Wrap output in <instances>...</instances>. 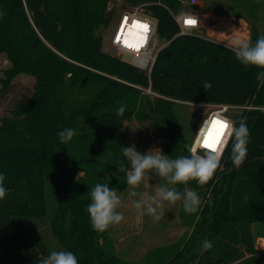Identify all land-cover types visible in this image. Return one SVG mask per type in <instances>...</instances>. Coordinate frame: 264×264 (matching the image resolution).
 Returning <instances> with one entry per match:
<instances>
[{"label": "trees", "instance_id": "trees-1", "mask_svg": "<svg viewBox=\"0 0 264 264\" xmlns=\"http://www.w3.org/2000/svg\"><path fill=\"white\" fill-rule=\"evenodd\" d=\"M184 1L0 0V54L10 63L1 91L7 93L21 74L36 79L32 95L0 118V173L8 190L0 201V264H39L61 249L74 252L79 264H135L114 253L108 234L93 230L86 211L96 183L116 188L126 182L117 172L125 140L114 138L124 117L151 119L167 138V155L177 158L190 154L192 140L174 100L264 108V86L256 79L261 69L242 65L231 47L201 34L180 35L171 13L187 10ZM119 2L155 19L158 38L167 44L151 80L103 51ZM205 81L212 85L207 92ZM119 87L130 91L131 103L112 98ZM244 117L250 133L244 164H232L230 143L221 161L225 168L212 181L181 185L203 197L214 187L212 204L194 214L188 240L175 249L157 248L136 264H195L200 257L198 264H264L253 229L264 224V110L237 113L236 126ZM64 128L78 131L67 144L58 136ZM204 240L211 249L201 248Z\"/></svg>", "mask_w": 264, "mask_h": 264}, {"label": "rangeland", "instance_id": "rangeland-1", "mask_svg": "<svg viewBox=\"0 0 264 264\" xmlns=\"http://www.w3.org/2000/svg\"><path fill=\"white\" fill-rule=\"evenodd\" d=\"M187 11L197 13L202 18V30L200 34L207 39L219 42L225 46H232V41L239 37L240 39H252L253 33L258 34L264 31V0H186L183 2ZM131 11L130 7L119 2L116 5V14ZM240 14V18L227 17L225 15ZM249 19V20H248ZM233 29H235L233 31ZM113 27L108 28L105 32L103 51L117 57L121 61L131 62L129 56L114 51L111 47L110 36ZM159 46L166 43L156 41ZM10 67V63L4 54H0V78L4 76V71ZM71 76V74H69ZM110 77V76H109ZM119 83H125L135 87L138 90L146 91L150 97H159V95L149 94L148 89L140 84H131L115 77H111ZM36 79L31 75L21 74L14 79L10 90L3 94L2 84L0 83V118L9 116L15 104L28 99L32 93ZM133 95L124 87H119L112 94V98L118 101L131 103ZM112 102V103H115ZM173 101V100H172ZM177 103L176 111L179 114L181 124L184 125L186 133L193 141L200 123L205 114L215 104L209 103H187L174 100ZM115 140L124 138V147L136 145L139 152L145 153L149 149L160 148L164 155L168 156L165 150L167 138L164 134H159L155 124L151 119H141L137 115H126L123 121L115 128ZM223 168H225L223 166ZM116 187L118 195L122 200V206L118 211L123 212L124 220L119 225L110 226L106 231L114 253L120 256L124 261L139 263L150 252L161 247H179L183 240H188L190 229V220L194 214H186L182 204L177 202L175 206L165 204V218L156 222L152 217L145 215L138 217L136 210L132 205V200L141 199L144 193L153 194L154 186L157 183H163L158 177L152 176L150 180L143 181L136 189H129L126 182ZM178 190L183 191L181 185L175 186ZM135 190L138 195L130 197L129 191ZM212 187L206 197H201L203 207L212 204L213 193ZM197 217L194 225L197 223ZM256 235V246L259 250L264 251V224L254 225Z\"/></svg>", "mask_w": 264, "mask_h": 264}, {"label": "clouds", "instance_id": "clouds-1", "mask_svg": "<svg viewBox=\"0 0 264 264\" xmlns=\"http://www.w3.org/2000/svg\"><path fill=\"white\" fill-rule=\"evenodd\" d=\"M235 29H233L234 31ZM235 59L245 66H255L261 71L257 74V81L264 86V34L257 36L253 43L249 39L237 37L232 41L230 49ZM212 87L205 81L203 88L207 92ZM125 106L117 109L118 115H123ZM246 117L239 120V126L225 116L216 119L214 131L210 137L209 146L201 154L196 149H191L189 155L171 158L163 154L162 149L153 148L145 153L137 150L136 145L122 147L123 159L119 160L117 172L124 173L129 189H136L143 181L156 176L163 183L154 186V193H144L141 199L132 200V205L138 217L148 215L156 222L165 218V204L175 206L177 202L182 204L186 214H196L201 210V197L194 189L185 187L178 190L176 185H187L195 181L199 186L207 185L213 180L215 174L222 170L221 163L223 151L231 141L230 160L236 168H240L248 155L247 145L250 140L249 128ZM206 122V121H205ZM212 124V123H211ZM78 135L74 128H64L58 133L62 144H67ZM82 172L78 173V178ZM5 177L0 173V201L8 194L4 187ZM130 197H136L135 190L129 191ZM90 203L86 211L89 214L90 223L94 231L106 232L110 226L119 225L124 220V214L118 209L122 206V200L116 188H110L107 182L96 183L89 192ZM197 220L199 217L197 216ZM213 246L210 240L201 242L203 250H209ZM39 264H79L76 254L69 250H52L39 260Z\"/></svg>", "mask_w": 264, "mask_h": 264}, {"label": "built area", "instance_id": "built-area-1", "mask_svg": "<svg viewBox=\"0 0 264 264\" xmlns=\"http://www.w3.org/2000/svg\"><path fill=\"white\" fill-rule=\"evenodd\" d=\"M175 22L177 23L180 35H194L198 36L202 30V18L194 12L183 11L179 14L171 13ZM125 18L127 21L125 22ZM196 20L195 25L186 24V20ZM139 22L142 25H147V29L140 27H133V22ZM113 27L110 43L114 51H117L123 55L129 56L133 67L145 71L151 80L153 69L156 65L159 53L163 47L167 44L159 46L156 41L158 38L157 21L151 17L144 16L140 12V7L131 9V11L123 12L118 16L111 26ZM119 36V40L117 37ZM149 94H154L149 88L147 91ZM244 110H264V108L255 107L253 105H233V104H215L203 117L200 126L195 135L191 149H196L201 154L206 150L203 146L205 135L208 132L209 127L213 119H223L225 116L230 118L234 124L235 116ZM206 121V122H205ZM229 141L227 148L223 151L224 155L230 145ZM222 158V160H223Z\"/></svg>", "mask_w": 264, "mask_h": 264}, {"label": "snow or ice", "instance_id": "snow-or-ice-1", "mask_svg": "<svg viewBox=\"0 0 264 264\" xmlns=\"http://www.w3.org/2000/svg\"><path fill=\"white\" fill-rule=\"evenodd\" d=\"M126 21H127V18H125V22ZM186 24L195 25L196 24V20L188 19V20H186ZM133 27H140V28H143L145 30L147 29V25H142V24H140L139 22H136V21L133 22ZM117 39L119 40V36L117 37ZM216 123H217V120L213 119L212 124L209 127L208 132L205 135V138H204V141H203V146L204 147H208L209 146L210 137H211V135L213 134V131H214L213 126L216 125Z\"/></svg>", "mask_w": 264, "mask_h": 264}, {"label": "water", "instance_id": "water-1", "mask_svg": "<svg viewBox=\"0 0 264 264\" xmlns=\"http://www.w3.org/2000/svg\"><path fill=\"white\" fill-rule=\"evenodd\" d=\"M200 260H201V257L196 261L195 264H198L200 262Z\"/></svg>", "mask_w": 264, "mask_h": 264}]
</instances>
